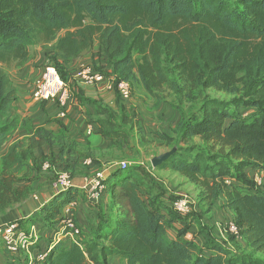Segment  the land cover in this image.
<instances>
[{
	"label": "trees",
	"instance_id": "1",
	"mask_svg": "<svg viewBox=\"0 0 264 264\" xmlns=\"http://www.w3.org/2000/svg\"><path fill=\"white\" fill-rule=\"evenodd\" d=\"M60 30L48 60L68 63L98 42L114 86L137 78L156 99L164 86L240 94L230 100L206 97L196 112L182 113L179 141L186 145L177 146L156 168L184 176L207 202L224 194L248 246L264 253V177L256 191L241 190L253 183L246 167H257L264 175V0H0V63H19L29 46L50 42ZM15 99L16 89L0 69V145L17 125L9 111ZM241 105L252 109L248 116L231 108ZM133 118L121 115L120 122ZM111 119L100 121L101 135L126 141L127 132ZM193 137L203 145L189 143ZM54 141L46 129H37L18 143L25 149L17 151L16 146L0 160V214L31 191L28 183L21 184L29 179L8 172L10 167L23 163L30 149ZM145 176L134 167L120 169L109 185L110 203L117 206L113 224L90 241L82 242L81 233L77 241H59L39 264H108L111 256L127 264H262L248 262L214 240L206 246L210 253L190 240H168L170 219L156 208L158 195L148 204L142 198L150 193ZM80 193L68 187L54 194L42 206L46 219ZM168 212L172 219L180 216L171 204Z\"/></svg>",
	"mask_w": 264,
	"mask_h": 264
},
{
	"label": "crops",
	"instance_id": "2",
	"mask_svg": "<svg viewBox=\"0 0 264 264\" xmlns=\"http://www.w3.org/2000/svg\"><path fill=\"white\" fill-rule=\"evenodd\" d=\"M59 36L60 34L51 42L29 46L27 55L19 63L13 62V65L18 63L15 68H12L13 65L0 64V69L7 73L16 89V99L10 104L9 111L17 120L14 130L1 142L0 160L16 146L17 151L25 149L26 145L19 147L18 143L31 137L37 129H46L55 140L51 145L42 144L40 149L38 147L30 149V154L23 159V163L17 162L8 170L18 177L29 179L28 182L22 181L21 184L28 183L31 191L25 200L12 204L1 213L0 222L24 219L21 223L26 227L33 226L39 239L31 247L29 254L7 252L0 239V264H30L33 260L35 264H39L38 255L48 247L60 230L61 219L68 212L81 229L82 242L90 241L98 231H104L105 226L112 225L109 214L110 207L114 205L110 203L109 185L120 171L119 164L122 161H126L129 167L137 168L141 174L149 172L150 175L145 176V182L149 183L147 191L150 193H144L142 198L148 204L151 196L158 195L155 206L166 219H170L166 225L168 240L176 238L190 240L204 253L211 252L206 246L214 240L233 254L246 256L248 262L261 261L264 264V253L256 252L248 246L244 232L240 231L234 235L225 230L226 225L234 221V212L225 206L224 194H219L211 202L202 200L198 196L199 189L184 176L169 169L156 167L151 168L153 170L151 172L145 165L146 156L136 157L121 147L119 145L122 142L121 138L111 140L101 135L100 130L103 126L100 121L111 119L112 116L111 120L117 126L138 125L144 136H148L150 130L164 132L174 143L173 146L167 147L165 152H171L179 145H186L179 141L181 128L177 130L182 121V110L170 106L165 112L166 122L163 126L162 123H157L158 119L155 118L156 115H161V112L158 109L148 110L143 104L134 102L133 90L129 98L121 99L113 86L115 76L111 74V65L102 49L98 57L96 42L70 60H76L74 62L76 68L92 65L91 63L98 67L99 62L102 64V60H106V65L101 68L105 71L102 82L85 84L75 79L72 74L67 79L70 96L65 103L60 104L55 100L39 101L32 97L35 83L48 60L47 55L54 49ZM121 114L128 118L134 114L135 117L131 123L123 124L120 122ZM126 141H129V138H126ZM194 142L199 145L202 143L199 137H193L189 143ZM44 163L48 164L47 168L43 166ZM60 172L66 173L70 187L79 188L81 193L65 204L57 214L46 219L42 206L54 194L62 191L56 182V175ZM98 172L103 175L105 188L100 191L97 200H92L89 181ZM245 173L250 179L253 175H259L262 179L264 177L261 169L257 167H246ZM186 192L192 195L191 213L170 218L168 206L178 194ZM108 264L127 262L117 256H111L108 258Z\"/></svg>",
	"mask_w": 264,
	"mask_h": 264
},
{
	"label": "built area",
	"instance_id": "3",
	"mask_svg": "<svg viewBox=\"0 0 264 264\" xmlns=\"http://www.w3.org/2000/svg\"><path fill=\"white\" fill-rule=\"evenodd\" d=\"M73 76L75 79L85 84H97L104 80V73L90 64L77 68ZM114 87L121 99L130 97L131 84L129 81L120 80ZM69 96L70 89L68 83H65L54 65L50 63L46 64L43 67L41 76L35 83L32 97L39 101L55 100L62 104L66 102ZM61 115L63 116L64 113L62 112ZM119 165L121 169H125L129 166L126 161L120 162ZM43 166L47 168L48 164L44 163ZM252 179L258 183V185H261L262 179L260 177L257 179L253 176ZM56 182L62 190L70 187L68 176L64 172H60L56 175ZM226 182L230 183L229 180H226ZM104 188L105 183L103 175L101 172H98L89 181L90 198L92 200H97L100 191ZM192 203V197L190 195L181 193L171 202V208L180 215H187L192 209ZM60 224V230L56 233L48 247L38 255L37 260L41 261L53 245L61 240L77 241L81 229L70 212L62 217ZM225 230L234 235L240 232V228L234 222L227 224ZM0 239L8 252L29 254L31 247L36 244L39 237L33 226L23 228L19 222L11 221L0 226ZM30 264H35L34 260L30 262Z\"/></svg>",
	"mask_w": 264,
	"mask_h": 264
},
{
	"label": "rangeland",
	"instance_id": "4",
	"mask_svg": "<svg viewBox=\"0 0 264 264\" xmlns=\"http://www.w3.org/2000/svg\"><path fill=\"white\" fill-rule=\"evenodd\" d=\"M61 33H63V30L58 31L55 37ZM55 37H53L52 40H54ZM95 46L97 49V55L98 57H100L101 48L99 43L96 42ZM74 62H76V60H70V63H65L63 60L59 59L58 63L56 64V61L47 60L46 63L43 65V67L49 63L57 65L58 71L61 73L65 83L67 84V79H69L70 75H72L74 71L77 69ZM106 63L107 61L103 59L102 64L99 62L97 68L101 69L106 65ZM17 64L13 65L12 62L10 66L13 65L12 68H15ZM91 64L94 67H96L95 63H91ZM103 72L105 71L103 70ZM176 82L178 87H181L182 82L179 81L178 79H176ZM131 90H133L134 102H139L143 104V106L148 110L158 109V111L161 112V115H156L155 118L158 119V121L156 120L157 123L159 124L162 123L163 126H164V122H166L165 112L167 109L170 108V106L177 109L180 108L182 110L181 112L184 113L183 115L188 116L189 114L197 111L201 101L206 97H216L220 99L230 100L233 97L240 95V94L224 93L221 91H217L214 88H197V89L182 88L180 90H176L164 86V88L159 92L160 98L156 99L148 95V93L145 91L144 87L137 78L132 79ZM120 105L122 106L123 104L120 103ZM231 108L232 110L237 111L238 114L244 117L248 116L249 113L252 111V109L249 106H244V105H241L239 107L232 106ZM121 111H123V108L121 109ZM119 126L120 128L125 126V128L123 129L127 132V138H129V141L122 140V142H120L119 145L121 147H124L126 150H129L130 153L135 155L136 157L146 156L145 165L148 167V170L151 172L153 171L151 168L154 167L152 165L151 158L164 153L167 147L174 145V143L171 142L172 140L170 139L168 140V139L159 138L156 135L157 131L150 130L148 136H144L141 133L142 132L141 127H139L138 125L129 126V125L120 124ZM177 130H179V128H177ZM200 145L203 144L201 143ZM147 174L150 175L149 172H146V175ZM253 176L257 179L260 177L259 175H253ZM252 178L250 180H252L253 183L248 184V187L243 184L244 186L241 187L242 191H248V190L256 191L259 188L258 183H256ZM186 194L192 196L190 193L186 192ZM113 208L114 210L116 209L115 211H117V206L114 205L112 208L110 207V214H109L110 216L116 213L113 211ZM11 221L22 222L24 221V219H11L5 222H0V226Z\"/></svg>",
	"mask_w": 264,
	"mask_h": 264
},
{
	"label": "water",
	"instance_id": "5",
	"mask_svg": "<svg viewBox=\"0 0 264 264\" xmlns=\"http://www.w3.org/2000/svg\"><path fill=\"white\" fill-rule=\"evenodd\" d=\"M169 155H170V151H167V152H164V153H162L160 155H157V156L153 157L151 159L152 165L154 167H157V165L159 163H161L163 160L167 159Z\"/></svg>",
	"mask_w": 264,
	"mask_h": 264
}]
</instances>
